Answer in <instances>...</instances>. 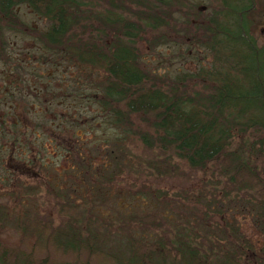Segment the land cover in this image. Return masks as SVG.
I'll list each match as a JSON object with an SVG mask.
<instances>
[{
	"label": "trees",
	"instance_id": "obj_1",
	"mask_svg": "<svg viewBox=\"0 0 264 264\" xmlns=\"http://www.w3.org/2000/svg\"><path fill=\"white\" fill-rule=\"evenodd\" d=\"M128 3L140 6V10L136 14L127 13ZM171 3L170 0H0V66H5L0 79L8 82L1 84L4 90L0 89V103L15 110L17 103L24 102L25 112L40 119L41 127H48L54 120L46 117L44 108L51 110L52 106L64 105L81 109L88 105L87 101L82 102L85 99L89 104L93 101L96 109L105 114L104 125L122 131L127 132L125 122L130 115H142L148 118L153 131L139 133L144 145L163 153L172 152L192 169H204L210 163L225 160V171L239 186L260 194L258 202L264 211V180L250 167L253 159L264 155V45L259 48L255 37L250 36L257 25H250L248 20L249 13L258 9L255 0L225 5L221 24H213V65L207 78L215 87L197 96H190L183 83L198 74L189 70L177 72L171 76V84L161 86L164 83L154 81L152 73L141 66L143 59L137 41L145 27L150 32L163 27L164 22L155 15L162 7L168 9ZM97 5L102 10L97 11ZM21 7L42 19V29L25 22ZM10 36H15L14 41L31 37L34 50L14 51ZM158 39L159 36L152 42ZM159 42L162 45L165 39ZM233 44L243 45L245 50ZM23 56L28 57V62H36L42 72L38 73L28 62L23 64ZM26 68L37 86L24 79L21 70ZM91 69L103 75L98 100L97 87L88 78ZM63 70L68 71L67 75ZM19 82L27 83L32 102L25 101L23 88L14 87ZM72 118L75 117L56 115L55 129L74 126ZM27 120L29 117H22L5 123L2 119L0 129V139L5 138V143L0 144V264H250L244 261L241 250L225 252L212 260L189 242L176 246L162 239L145 243L125 237L115 249H103V241L109 239L100 233L103 227L97 213L88 211L87 202L73 199L65 198L59 204L57 214L67 218L64 227L38 219L24 199L34 196L39 189L14 183L15 174L20 176L24 172L10 164V156L19 155V164L43 173L49 190L59 192L62 197L66 191L62 174L73 172V166L56 169L52 159L46 162L48 137L28 130L24 124ZM120 139L115 138L117 142ZM235 139L239 144L233 148ZM79 141L60 150L57 156L64 160L68 155L80 158L84 167L82 176L89 172L90 177L96 174L108 180L113 178L111 172L104 175L93 168L92 161L85 163L90 157L82 155ZM169 159L166 156V161H162L165 165L155 162L149 165L163 170L169 167ZM53 172L56 177L51 180L48 175ZM86 185L87 190L95 187L88 182ZM252 261L264 264V260Z\"/></svg>",
	"mask_w": 264,
	"mask_h": 264
},
{
	"label": "rangeland",
	"instance_id": "obj_2",
	"mask_svg": "<svg viewBox=\"0 0 264 264\" xmlns=\"http://www.w3.org/2000/svg\"><path fill=\"white\" fill-rule=\"evenodd\" d=\"M170 1L172 3L168 9L162 7L155 15L164 22L163 27L155 32H150L148 27H145L142 38L137 41L138 51L143 59L141 66L152 73L154 81L164 83L160 84L161 86H165L166 83L171 84V76L176 75L177 72L192 71L198 74V77L183 83L188 94L197 96L209 93L215 87V83L207 78V71L213 65L211 55L212 43L215 40L212 32L215 26L213 24H221L220 17L225 14V5L229 6V2L228 0ZM255 3L258 9L254 8L249 13L248 20L250 25H257L256 30L250 32V36L252 39L255 37L256 45L260 48L264 45V27H262L264 0H255ZM128 4L127 13L136 14L140 10V6ZM230 5L234 3L231 2ZM20 10L26 23L36 27L37 30L42 29V19L25 7H21ZM96 10H102L101 5H97ZM169 13L172 15L170 16ZM157 36L160 39L152 42ZM161 38L165 39L162 45L159 42ZM14 39L15 36L13 38L10 36V40L13 41L10 47L16 52L35 48L31 37H26L24 40L21 38L14 41ZM233 45L235 48L239 45L238 49L245 50L243 45ZM16 52L13 53V58L17 55ZM23 57L22 60L25 61L23 64H26L28 57ZM28 64L33 65L38 73L42 72V68L36 62L29 61ZM4 68L5 66H0V73ZM63 71L67 75L68 71ZM21 74L26 81L28 79V83L37 86L31 78L30 69L21 70ZM89 74L91 76L88 77L89 80L97 87L95 89L96 92L98 91L96 93L98 100L101 96L99 87L103 75L101 76L96 69L89 70ZM165 74L167 77L164 76ZM2 83L6 85L8 82L0 79V89L4 90ZM14 87L23 88L26 102L33 101L27 83L19 82ZM85 101L88 105L81 109L64 105H59L58 108L52 106L51 110L44 108L46 117L54 118L48 127L38 126L40 119L26 113L22 101L16 104L15 110L0 103V129L2 119L6 123L29 117V120L24 122L27 129L40 133L42 137H48V142H45V150L48 153L45 157L46 162L52 159V165L56 169L73 166V172L62 174L65 184H61L66 190L62 197L59 192L49 190L43 173L34 167L30 169L21 162L19 164L17 161L19 155L10 156V164L24 172V175L20 176L15 174L14 183L39 189L34 196L24 199V203L38 219L64 227L67 218L57 213L59 204L68 198L87 202L88 211L97 213L103 227L100 233L109 239L103 241L105 242L103 249H113L118 243L122 244L125 237H132L145 243L162 239L176 246L181 242H189L198 251L209 254L212 260L234 250L244 251V261L247 260L250 264H258V262L252 263V260H264V211L258 202L261 196L256 190L239 186L231 174L225 171V160L210 163L204 169H192L185 161L172 155V152L163 153L156 147L151 148L142 143L139 133H153L148 118L142 115H130L125 122L127 132L122 131L121 128L104 125L103 120H106L102 110L100 109L99 112L96 109L97 104L93 101L91 104L87 99L82 102ZM58 114L73 116L77 121L72 118L71 123L74 126L55 129L57 124L55 116ZM116 136L121 138L118 142L115 140ZM79 140L83 148L82 155L90 157L85 163L92 161L93 168H98L104 175L111 172L113 178L108 180L96 174L90 177L89 172L82 176L81 171L84 167L80 158L71 155V159L68 155L64 160V157L57 156L60 150L69 148L74 142H80ZM4 143L5 138H1L0 144ZM238 144V139H235L232 147L236 148ZM166 156L170 157L168 168L166 166L163 170H155L149 165L153 162L165 165L162 161H166ZM1 161L4 162V159L2 158ZM250 167H254L264 180V155L253 159ZM48 177L54 180L56 175L53 172ZM86 182L95 187L87 190Z\"/></svg>",
	"mask_w": 264,
	"mask_h": 264
},
{
	"label": "flooded vegetation",
	"instance_id": "obj_3",
	"mask_svg": "<svg viewBox=\"0 0 264 264\" xmlns=\"http://www.w3.org/2000/svg\"><path fill=\"white\" fill-rule=\"evenodd\" d=\"M241 1H242V0H228L227 2H229L228 5L230 6V3H231V2H233V3H234V2L237 3V2H241Z\"/></svg>",
	"mask_w": 264,
	"mask_h": 264
}]
</instances>
